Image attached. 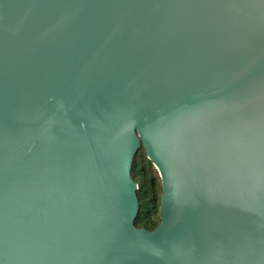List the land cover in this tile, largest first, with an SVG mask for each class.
Returning <instances> with one entry per match:
<instances>
[{
	"label": "water",
	"instance_id": "water-1",
	"mask_svg": "<svg viewBox=\"0 0 264 264\" xmlns=\"http://www.w3.org/2000/svg\"><path fill=\"white\" fill-rule=\"evenodd\" d=\"M0 264H264V0H0Z\"/></svg>",
	"mask_w": 264,
	"mask_h": 264
},
{
	"label": "trees",
	"instance_id": "trees-1",
	"mask_svg": "<svg viewBox=\"0 0 264 264\" xmlns=\"http://www.w3.org/2000/svg\"><path fill=\"white\" fill-rule=\"evenodd\" d=\"M132 176L139 184L137 195L140 208L135 224L137 227L153 230L161 221L162 181L144 147L139 149L134 159Z\"/></svg>",
	"mask_w": 264,
	"mask_h": 264
}]
</instances>
